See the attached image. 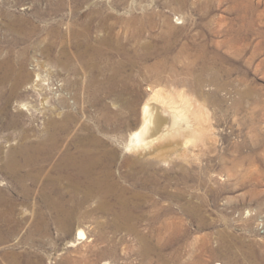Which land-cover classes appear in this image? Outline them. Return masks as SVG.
Segmentation results:
<instances>
[{
    "label": "rangeland",
    "instance_id": "374dc122",
    "mask_svg": "<svg viewBox=\"0 0 264 264\" xmlns=\"http://www.w3.org/2000/svg\"><path fill=\"white\" fill-rule=\"evenodd\" d=\"M0 264H264V0H0Z\"/></svg>",
    "mask_w": 264,
    "mask_h": 264
},
{
    "label": "bare ground",
    "instance_id": "6f19581e",
    "mask_svg": "<svg viewBox=\"0 0 264 264\" xmlns=\"http://www.w3.org/2000/svg\"><path fill=\"white\" fill-rule=\"evenodd\" d=\"M155 99L156 98L150 99L149 101L147 100L146 104L144 105V108H143L144 122L142 124L143 126L139 131H136L132 134L131 139L129 140V143L127 145V150L132 151V150L149 147L155 141H158L159 138H162L167 135L168 131L163 132V133L161 132V128L165 125L164 124L165 121L164 119H162V116L160 115L161 107H158V105H155L156 103ZM173 108H174V118H173V125H171L172 127L175 126L176 128L177 125L179 127V125H181L182 123L188 122L187 115L185 113L183 114L182 109L179 110V108L177 107H173ZM80 168L81 167H79V169ZM83 168L86 169L84 166ZM81 170L83 169H80L79 171L80 172L84 171V170L83 171ZM84 236L85 234L83 232H80L79 237H84Z\"/></svg>",
    "mask_w": 264,
    "mask_h": 264
}]
</instances>
